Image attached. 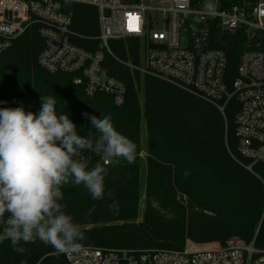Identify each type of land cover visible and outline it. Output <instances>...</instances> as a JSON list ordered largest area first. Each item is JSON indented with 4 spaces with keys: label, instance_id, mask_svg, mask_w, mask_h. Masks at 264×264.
<instances>
[{
    "label": "trees",
    "instance_id": "trees-1",
    "mask_svg": "<svg viewBox=\"0 0 264 264\" xmlns=\"http://www.w3.org/2000/svg\"><path fill=\"white\" fill-rule=\"evenodd\" d=\"M201 1L191 0V4L199 6ZM68 10L74 32L71 42L96 50L97 8L71 3ZM244 40L239 31L225 37L227 84L237 75ZM136 44L134 38L109 41L123 59L128 57V46L134 61ZM42 48L38 27L33 25L0 54V109L23 106L38 113L41 96L51 95L57 100V111L69 115L78 134L96 136L85 113L97 118L107 115L137 149L134 163L121 159L118 165H108L102 200H94L83 185L69 183L62 189L64 210L84 233L81 246L182 249L187 242L223 244L235 236L264 248V165H252L251 172L240 163L250 161L236 153L234 115L238 106L234 100L226 103L222 114L215 105L168 82L130 71L106 54L102 76L121 79L126 87L124 102L115 105L104 93L87 96L82 85L73 83V73L44 70L37 62ZM83 156L90 167L103 162L88 150ZM143 195L145 205L140 213ZM22 246L26 251L17 253L10 241H0V264H66L63 253L39 240L22 242Z\"/></svg>",
    "mask_w": 264,
    "mask_h": 264
},
{
    "label": "built area",
    "instance_id": "built-area-1",
    "mask_svg": "<svg viewBox=\"0 0 264 264\" xmlns=\"http://www.w3.org/2000/svg\"><path fill=\"white\" fill-rule=\"evenodd\" d=\"M207 1L213 5L209 10ZM71 3L97 8L99 41L96 50L71 42ZM43 40L38 64L47 72L73 73V83L87 96L104 93L115 105L125 99L121 79L102 76L106 54L116 62L168 82L208 103L223 114L234 100L236 153L264 165V0H0V54L30 26ZM245 37L230 84L224 79L227 55L225 37ZM137 40L136 61L117 56L110 40ZM210 213V212H207ZM66 264H264V248L239 237L218 242H187L182 249L137 251L127 248L81 246L64 254ZM35 264H42L40 261Z\"/></svg>",
    "mask_w": 264,
    "mask_h": 264
},
{
    "label": "clouds",
    "instance_id": "clouds-1",
    "mask_svg": "<svg viewBox=\"0 0 264 264\" xmlns=\"http://www.w3.org/2000/svg\"><path fill=\"white\" fill-rule=\"evenodd\" d=\"M206 7L211 10L213 5ZM84 115L97 130L95 138L92 132L78 134L69 115L57 111L51 95L41 96L38 113L23 106L0 109V241H10L13 251L24 253L22 242L39 240L57 253L79 252L85 236L64 210L62 189L69 183L83 185L94 200H102L108 165H118L121 159L135 162V143L110 116ZM84 150L103 162L90 167Z\"/></svg>",
    "mask_w": 264,
    "mask_h": 264
},
{
    "label": "rangeland",
    "instance_id": "rangeland-1",
    "mask_svg": "<svg viewBox=\"0 0 264 264\" xmlns=\"http://www.w3.org/2000/svg\"><path fill=\"white\" fill-rule=\"evenodd\" d=\"M210 3V1H207V3H206V5L207 4H209ZM205 5V6H206ZM140 157H141V159H142V169H141V177H142V175H143V164H144V162H145V151L143 150L141 153H140ZM145 194V193H144ZM176 195H177V199H179L180 198V196H179V191H177L176 192ZM181 200L182 201H184L183 203H185L186 202V198L183 196V197H181ZM144 205H145V196L143 195L142 197H141V202H140V205H139V209H140V213H142V211H143V209H144ZM153 207L155 206V204H153L152 205ZM141 219V215L139 216V220Z\"/></svg>",
    "mask_w": 264,
    "mask_h": 264
}]
</instances>
